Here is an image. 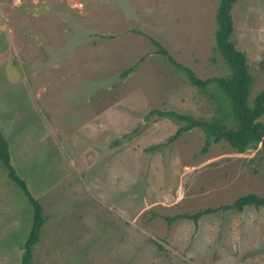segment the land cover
I'll return each mask as SVG.
<instances>
[{
    "label": "rangeland",
    "instance_id": "obj_1",
    "mask_svg": "<svg viewBox=\"0 0 264 264\" xmlns=\"http://www.w3.org/2000/svg\"><path fill=\"white\" fill-rule=\"evenodd\" d=\"M218 2L0 0V137L45 217L33 264H264V206L222 209L264 193L260 145L205 146L199 128L169 140L184 122L166 112L209 120L216 102L150 40L199 79L226 75ZM231 14L251 104L264 87V0ZM32 213L0 159V264H20Z\"/></svg>",
    "mask_w": 264,
    "mask_h": 264
},
{
    "label": "trees",
    "instance_id": "obj_2",
    "mask_svg": "<svg viewBox=\"0 0 264 264\" xmlns=\"http://www.w3.org/2000/svg\"><path fill=\"white\" fill-rule=\"evenodd\" d=\"M237 0H219L215 13V30L213 51L217 53L228 72L223 76L199 79L193 72L177 61L155 39L150 38L161 54L176 69L186 74L189 83L204 92L216 102V115L209 120L194 118L186 114L166 112V115L177 121L184 122L169 138L175 139L185 131L199 128L206 137L205 146L219 141H226L230 148L242 153L248 148H256L260 145V159L264 160V123L260 117L264 113V87L257 92L251 104L248 102L253 77L249 72L247 59L232 40L231 34L234 29L231 9ZM130 70V69H129ZM212 90H209V88ZM162 115V113H159ZM0 159L8 170L9 177L27 194L32 205V224L30 233L23 244V253L20 264H33L32 248L39 239L40 229L45 221L42 207L27 192L22 179H20L11 167L7 157V149L0 137ZM246 206L259 208L264 206V193L258 195L248 193L241 195L231 205L223 206L222 209L233 208L241 211ZM211 208L199 210L193 214H182L167 217L170 222L176 218H188L196 221L200 216L213 212Z\"/></svg>",
    "mask_w": 264,
    "mask_h": 264
},
{
    "label": "crops",
    "instance_id": "obj_3",
    "mask_svg": "<svg viewBox=\"0 0 264 264\" xmlns=\"http://www.w3.org/2000/svg\"><path fill=\"white\" fill-rule=\"evenodd\" d=\"M22 256V255H21ZM20 261H21V259H20Z\"/></svg>",
    "mask_w": 264,
    "mask_h": 264
}]
</instances>
